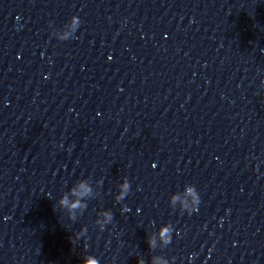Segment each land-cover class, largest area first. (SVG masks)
Segmentation results:
<instances>
[{
    "label": "clouds",
    "instance_id": "9594fccd",
    "mask_svg": "<svg viewBox=\"0 0 264 264\" xmlns=\"http://www.w3.org/2000/svg\"><path fill=\"white\" fill-rule=\"evenodd\" d=\"M72 26L73 31L76 30L77 27H79L81 21L78 16H72ZM92 187L90 184L87 183L86 180L82 179L76 182L68 191V194H65L60 197L59 199V205L63 209H67L68 211V217L70 220L75 221L77 219V211H79L80 214L83 213V211L87 208L86 201L88 198L92 195ZM130 191V183L127 179H125L120 184V191L119 194L115 197L116 201L120 202L123 201L126 196L129 194ZM187 195L191 197L192 205L198 210V205L200 204V196L197 193V190L194 186L189 185L186 189ZM71 197H75V199H70ZM179 199L177 196L172 197V203L175 204V202ZM184 207L187 209L188 204L187 202L184 203ZM123 212H128L130 209L127 206H124L122 208ZM194 211L192 209H189V215H191ZM100 218H98L95 223L99 225L101 231L104 230L105 226L110 224L113 221V214L110 210H104L98 214ZM87 232V228H82L80 232H78L79 236L84 235ZM173 231L172 228L168 225L163 226L158 233L159 239L162 243L168 244L172 240ZM149 248H155L156 247V237H149L148 241ZM83 264H100V260L97 259L94 256H87ZM137 264H144V261L140 258L137 260ZM152 264H167L166 261L162 260L160 257H154L152 260Z\"/></svg>",
    "mask_w": 264,
    "mask_h": 264
}]
</instances>
